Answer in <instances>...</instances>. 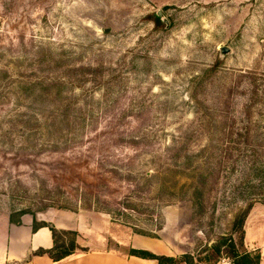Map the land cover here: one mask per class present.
Masks as SVG:
<instances>
[{"label": "rangeland", "instance_id": "obj_1", "mask_svg": "<svg viewBox=\"0 0 264 264\" xmlns=\"http://www.w3.org/2000/svg\"><path fill=\"white\" fill-rule=\"evenodd\" d=\"M81 180L134 211L61 208ZM250 204L264 205V0H0V215L72 217L82 234L58 230L55 253L138 235L172 264H248Z\"/></svg>", "mask_w": 264, "mask_h": 264}, {"label": "crops", "instance_id": "obj_2", "mask_svg": "<svg viewBox=\"0 0 264 264\" xmlns=\"http://www.w3.org/2000/svg\"><path fill=\"white\" fill-rule=\"evenodd\" d=\"M65 214L61 212L58 215L53 212L46 218L23 214L14 220L8 214H1L0 264H167L130 254V250L147 251L156 255L166 254L167 249L160 241L138 235L128 246L116 241L119 249L106 247L109 240L107 236H101V239L96 237L92 241L98 244V248L78 250L54 261L49 255L55 246L50 225L56 230H72L78 235L82 234L77 222L70 220L72 217ZM248 221L251 224L246 228ZM85 242L89 244L90 241ZM243 244L246 248L249 246L258 250L259 264H264V205H251L243 222Z\"/></svg>", "mask_w": 264, "mask_h": 264}, {"label": "trees", "instance_id": "obj_3", "mask_svg": "<svg viewBox=\"0 0 264 264\" xmlns=\"http://www.w3.org/2000/svg\"><path fill=\"white\" fill-rule=\"evenodd\" d=\"M156 19L159 20V17L157 16V14H156ZM106 162L107 161L102 158V159H100V161H96L95 164H97L98 168H101L103 170L105 168V166H107ZM106 168H107L106 171L103 170L105 173L111 174V175H113V177L116 176L119 179H121L123 177V179H122L123 181H127L129 177H131L135 174L134 171L126 170L124 167H123L124 168L123 169L119 165L114 164V163H111ZM152 176L153 175H151V174H149V175L141 174V180L137 184V186L139 187L140 190H142L143 187H147L149 185L148 183H149ZM93 178H95V177H93ZM127 182H128L127 186H130V187L134 186L129 181H127ZM94 188H95V184L92 181L89 182L87 180H85V181L81 180L79 183H76L75 185H73V188H72L73 194H71V195L72 196L74 195V197H72L71 195L65 197L64 203L62 205H60V207L65 208V209H69L72 211H76L79 208L92 209L95 211H102V212L108 213V214H115V212L118 211V213H120V214H116V215H120L121 218L122 217L123 218L128 217V215H129V213H127L128 210L134 211V208H133L134 202L131 200L129 195L119 197L117 200H115L114 202H116L118 207H116V209L114 210L111 208V205L109 204L108 200L106 199V197H107L106 194L100 195L98 193H94ZM251 205L252 204L248 205L245 213H243V215L239 219V223H241V228H242V235H243V222L247 216L249 209L251 208ZM155 209H157V208H155ZM156 217L159 218V220L161 221V214L159 213V211H157ZM49 228L52 231L53 238L55 241V246H54L53 250L51 252H49V255L54 261L60 260L64 257L74 253L75 251H78V250L86 251V249H83L79 246L76 239L74 238L70 242V244L66 245V247H63V249L61 251H59L58 253H55V250L58 248L57 241H56V234L59 231L56 230L54 227H49ZM157 229L158 230L162 229V223L161 222L159 223ZM71 232L75 233L74 231H71ZM137 233H139L141 235L149 236V237H155V236H153L149 233H145L143 231H138ZM130 254H137V255L144 257V258L154 259V260H157V262H159V263L172 264L170 262L171 259H169L167 257H163V256H158L156 254H153V253L147 252V251L130 250ZM241 257H242V261L245 263H248V264H256V259H257V264H258L259 255L255 257V259H254L255 261H253V257H251V255L247 252L243 253L241 255ZM193 261L194 260L190 261L189 263H186V262H182V263L191 264ZM200 261H203V260H200ZM179 264H181V263H179Z\"/></svg>", "mask_w": 264, "mask_h": 264}, {"label": "built area", "instance_id": "obj_4", "mask_svg": "<svg viewBox=\"0 0 264 264\" xmlns=\"http://www.w3.org/2000/svg\"><path fill=\"white\" fill-rule=\"evenodd\" d=\"M181 264H186V263H181ZM191 264H233V262L230 258L222 255L214 261H205V260L197 261V260H194Z\"/></svg>", "mask_w": 264, "mask_h": 264}, {"label": "water", "instance_id": "obj_5", "mask_svg": "<svg viewBox=\"0 0 264 264\" xmlns=\"http://www.w3.org/2000/svg\"><path fill=\"white\" fill-rule=\"evenodd\" d=\"M156 14H157L158 17H161L162 16V13L160 11H157ZM50 227H51V225H50Z\"/></svg>", "mask_w": 264, "mask_h": 264}]
</instances>
